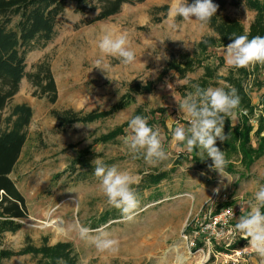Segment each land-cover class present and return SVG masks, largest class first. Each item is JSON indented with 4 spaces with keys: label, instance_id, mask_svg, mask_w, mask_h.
<instances>
[{
    "label": "rangeland",
    "instance_id": "obj_1",
    "mask_svg": "<svg viewBox=\"0 0 264 264\" xmlns=\"http://www.w3.org/2000/svg\"><path fill=\"white\" fill-rule=\"evenodd\" d=\"M229 2L224 11L217 9L213 17L219 22L238 21L248 33L256 13L246 0ZM173 3L174 0H148L127 4L118 15L86 25L84 22L93 20L96 14H77L75 4L70 2L58 20L54 40L27 54V74L35 73L41 63L50 65L58 101L52 104L46 98L35 97L36 88L25 78L19 93L3 113L5 119L15 106L22 104L33 110L26 145L11 175L26 199L29 217L18 222L21 224L18 232L2 235L0 251L20 252L27 246L40 248L45 244L69 243L76 264H261V257L239 231L231 249L199 243L197 247L204 251L199 253L191 247V225L209 211H218L227 201L240 210V217L247 214L249 201L253 200L259 184H264V157L247 169L241 164L240 156L230 155L217 142V147L229 161L225 169L228 181L209 169L212 161L206 153L204 160L201 155L194 159L184 144L173 141L172 131L188 123L178 104L192 93L185 86L203 78L208 68L217 71L216 87H224L227 84L219 78H226L235 69L225 62V48H213L209 50L204 66L187 74L185 79L174 71L164 75L172 57L197 58L198 45L215 36L210 21L201 24L171 16L169 10ZM105 32L127 34L130 48L136 54L135 63L124 65L119 59L107 56L104 57L107 68L94 66L101 57L97 42ZM257 66L248 69L253 72ZM255 77L257 80L251 79L249 92L253 105L258 108L252 120L257 127L264 98V70L255 73ZM180 81L187 83L180 84ZM147 83L154 84V91L136 96L130 107L113 117L92 124L59 127L54 112L59 115L108 112L131 86ZM139 109L143 110L151 127L160 129L164 149L169 154L167 160L155 165L147 164L142 156L133 158L124 137L108 144L95 143L96 139L128 123ZM159 110L163 113L151 115ZM239 117L238 114L233 116L232 125L237 124ZM252 141L253 147L257 148L255 136ZM85 150L91 151L93 161L99 159L106 166L114 165L139 178L138 184L133 186L139 200L133 220H124L120 210L107 204L100 181L94 175L93 161V170L87 180H82L79 175L87 169L79 166L76 171L72 169L73 161ZM179 161H183L182 164L171 172ZM164 172L170 173L167 180L157 187H146L148 176ZM77 218L81 224L93 229V234L106 232L110 238L118 239L119 251L101 253L93 244L69 231L68 226ZM236 249L246 252L239 261L234 257L233 250ZM0 264H42V258L17 256L0 260Z\"/></svg>",
    "mask_w": 264,
    "mask_h": 264
},
{
    "label": "trees",
    "instance_id": "obj_2",
    "mask_svg": "<svg viewBox=\"0 0 264 264\" xmlns=\"http://www.w3.org/2000/svg\"><path fill=\"white\" fill-rule=\"evenodd\" d=\"M146 1L148 0H0V239L4 233L18 232L21 229V224L18 222L29 217L26 199L11 179V175L26 145L27 129L33 117V110L29 105L22 104L15 106L5 119L3 113L19 93L20 85L25 78H28L36 88L35 97L46 98L52 104L58 101V89L50 65L41 63L35 73L27 74V54L47 46L54 40L58 20L65 14L70 2L75 4L77 14L83 16L96 14L93 20L84 22L86 25H92L118 15L124 5L141 4ZM246 1L250 9L256 13L248 33L238 21L219 22L213 17L210 25L215 36L207 38L198 45V57L191 58L187 55L180 58L172 57L167 63L164 75L174 71L180 75V78L185 79L187 74L204 66L209 50L225 48L231 39L239 35H247L249 39L264 36V1ZM193 2L194 0H190L189 4ZM212 2L218 5L220 11H224L230 3L229 0H212ZM260 70H264V65L258 64L253 72L248 68L234 69L226 78H219L220 81L237 89L240 105L230 116L224 118V132L228 134V139L225 142L219 140L217 142L221 143L231 153L230 155L240 156L241 164L247 169L264 157V98L261 101L262 112L255 127L252 120L258 108L253 105L249 92L251 79L254 78L255 82L257 80L255 73ZM217 79V71L207 68L203 78L189 82L185 89L194 93L197 86L201 89L216 87ZM154 89V84L151 83L134 84L108 112H93L88 115L75 113L59 115L54 112V115L62 129L77 123L92 124L113 117L130 107L135 102L136 96L151 94ZM156 113H163V110L151 112V115ZM236 114L240 117L234 126L232 122ZM136 115L146 117L142 109H139L134 116ZM148 125L151 127L150 123ZM127 127L128 123L117 127L107 135L96 139L95 143L108 144L119 137H125ZM253 136L257 138V148L253 147ZM200 151L199 148L193 149L190 152L192 158L199 159ZM92 161L91 151H82L73 161L72 169L76 171L77 166L87 169L85 173L79 174L82 180H87L89 172L93 170ZM182 162H177L171 172L176 171ZM169 176L168 172L150 175L146 179V187L148 189L157 187ZM26 255L41 256L42 264H58L59 261H63V264H76L73 248L69 243H59L54 246L45 244L40 248L27 246L20 252L2 250L0 260Z\"/></svg>",
    "mask_w": 264,
    "mask_h": 264
},
{
    "label": "clouds",
    "instance_id": "obj_3",
    "mask_svg": "<svg viewBox=\"0 0 264 264\" xmlns=\"http://www.w3.org/2000/svg\"><path fill=\"white\" fill-rule=\"evenodd\" d=\"M217 9L218 5L212 0H194L191 4L188 0H174L169 14L182 17L184 21L195 20L207 24L216 15ZM97 48L101 57L95 61L94 66L100 69L107 68L104 63V57L107 56L119 59L124 65L136 61V54L130 48L126 33L105 32L99 38ZM224 58L226 64L235 69L264 65V36L252 39L247 35L236 36L225 46ZM185 83L187 82L180 81V84ZM168 87L172 88V85L169 84ZM178 104L188 123L187 126L181 124L172 131L173 141L184 144L189 152L199 148L202 160L206 153L207 158L212 161L209 169L217 171L229 181L225 172L229 161L217 147V140L225 142L228 139V134L224 132V118L239 108L240 97L237 89L230 85L207 89L197 86L194 93H188ZM125 132L124 143L133 158L142 156L149 165L168 159L169 154L164 149L160 129L150 127L146 117L136 115L131 118ZM93 162L94 175L100 181V189L107 198V204L120 210L124 220H133L139 207L133 186L138 184L139 178L127 171H120L114 165L106 166L99 159ZM249 209L246 215L239 218L235 228L248 240L249 246L261 257V264H264V184H259L253 200L249 201ZM68 230L75 232L81 240L93 244L101 253L115 254L119 251L118 239L110 238L106 232L93 234L94 230L81 224L78 218L68 226ZM58 264H63V261Z\"/></svg>",
    "mask_w": 264,
    "mask_h": 264
},
{
    "label": "built area",
    "instance_id": "obj_4",
    "mask_svg": "<svg viewBox=\"0 0 264 264\" xmlns=\"http://www.w3.org/2000/svg\"><path fill=\"white\" fill-rule=\"evenodd\" d=\"M218 211H209L201 219L194 220L192 223L190 244L199 253L204 252L198 248V244H205L209 247L224 245L231 249L238 239V231L235 228L240 217V210L234 208L229 202H225ZM202 245V246H203ZM237 261L245 255L243 250H233Z\"/></svg>",
    "mask_w": 264,
    "mask_h": 264
},
{
    "label": "crops",
    "instance_id": "obj_5",
    "mask_svg": "<svg viewBox=\"0 0 264 264\" xmlns=\"http://www.w3.org/2000/svg\"><path fill=\"white\" fill-rule=\"evenodd\" d=\"M238 121H239V119H238ZM237 123H238V122H237ZM201 247H202V245H201ZM212 248H214V247H212ZM212 248H211V249H212ZM212 250H214V249H212ZM210 255H211V253H210Z\"/></svg>",
    "mask_w": 264,
    "mask_h": 264
}]
</instances>
